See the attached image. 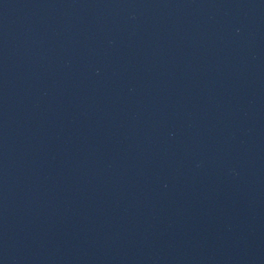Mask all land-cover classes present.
Segmentation results:
<instances>
[{
	"label": "water",
	"instance_id": "obj_1",
	"mask_svg": "<svg viewBox=\"0 0 264 264\" xmlns=\"http://www.w3.org/2000/svg\"><path fill=\"white\" fill-rule=\"evenodd\" d=\"M0 264H264V0H0Z\"/></svg>",
	"mask_w": 264,
	"mask_h": 264
}]
</instances>
